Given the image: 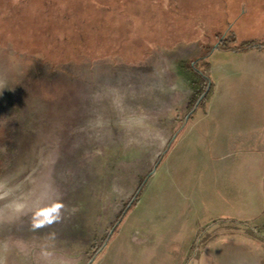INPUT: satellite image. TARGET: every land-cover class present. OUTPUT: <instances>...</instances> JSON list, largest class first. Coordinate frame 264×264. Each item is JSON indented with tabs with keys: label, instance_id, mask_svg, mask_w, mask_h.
Here are the masks:
<instances>
[{
	"label": "rangeland",
	"instance_id": "obj_1",
	"mask_svg": "<svg viewBox=\"0 0 264 264\" xmlns=\"http://www.w3.org/2000/svg\"><path fill=\"white\" fill-rule=\"evenodd\" d=\"M250 42L264 45V0H0V264H207L211 249L264 264V190L211 180L212 162L173 179L177 139L213 97L264 111V70L240 74L242 54L264 56L235 49ZM205 62L211 92L190 112L187 68ZM158 208L166 253L144 221Z\"/></svg>",
	"mask_w": 264,
	"mask_h": 264
},
{
	"label": "crops",
	"instance_id": "obj_2",
	"mask_svg": "<svg viewBox=\"0 0 264 264\" xmlns=\"http://www.w3.org/2000/svg\"><path fill=\"white\" fill-rule=\"evenodd\" d=\"M243 58H249L251 63L254 64V71L248 72L247 67L244 64L240 74L242 76L243 83L250 82L246 78H254L255 83L260 80L259 76L264 70V56L259 55L256 51L252 50L245 54H242ZM260 60L256 63L255 59ZM257 68L259 71H257ZM259 75V76H258ZM259 86V85H258ZM258 99V98H257ZM218 99L214 98L211 100L206 112L198 115L194 122L186 128L180 137L177 139L175 144V157L177 158L178 165L181 171L177 177L173 179L181 182L182 177H186L187 180H198L197 174L205 175L208 171L207 168L202 169L197 172L198 165L217 163L219 165L216 173L211 175V180H215L221 175L222 179L226 181H235L237 177L239 180H252L253 185H249L254 193L260 195L261 190H264V111H257L256 108L250 110H234L232 111L226 102L229 101L226 97H221L220 103L216 107L215 102ZM234 151L233 159L227 157L229 153L225 156L222 151ZM222 152L220 155H218ZM236 153V154H235ZM242 170H239L240 167ZM221 170V171H220ZM197 173V174H195ZM165 176L161 181H165ZM220 177V178H221ZM159 185L162 182L158 183ZM242 187V185H241ZM259 198V197H257ZM163 208L150 209L149 215L144 217L145 226L147 228V237L151 245L158 247L159 252L166 253L169 252V243L164 242L158 238L154 233L153 225L157 224L158 228L162 227L161 224H168L169 222H162L157 218V215L162 214ZM147 213V212H146ZM159 221V222H158ZM184 225V224H182ZM189 224L185 227H180L181 229L187 230ZM188 232V231H187ZM184 231L180 233L184 236ZM180 236V241L184 240ZM192 238V236H191ZM131 243L135 244V236L128 239ZM185 244V241L181 243ZM239 251L240 255L250 258L254 264H261V256L255 252L247 253L245 249ZM219 252H213L211 249L205 254L207 264H214ZM219 259V258H218Z\"/></svg>",
	"mask_w": 264,
	"mask_h": 264
},
{
	"label": "trees",
	"instance_id": "obj_3",
	"mask_svg": "<svg viewBox=\"0 0 264 264\" xmlns=\"http://www.w3.org/2000/svg\"><path fill=\"white\" fill-rule=\"evenodd\" d=\"M264 46L261 43H247L244 44L243 46H240L238 48H235L237 50H242V51H246L248 49H252V48H259ZM208 69V63L205 62V71L202 73L200 72H194L193 69H190V67L187 68V72L189 73L191 80H190V84L191 86L195 89V93L193 95V99L188 100V109L191 112V110L196 106V105H204L207 100H208V96L211 92V87H212V83L209 79V77H207L208 75L206 74ZM137 200V197L133 196L128 203L125 204L124 207H126L127 205L131 206L132 204H134V202ZM127 206V207H129ZM102 246V243L99 244H95L93 246L92 249V253L90 255H88V259H91L96 253H98L100 247Z\"/></svg>",
	"mask_w": 264,
	"mask_h": 264
},
{
	"label": "clouds",
	"instance_id": "obj_4",
	"mask_svg": "<svg viewBox=\"0 0 264 264\" xmlns=\"http://www.w3.org/2000/svg\"><path fill=\"white\" fill-rule=\"evenodd\" d=\"M54 222L53 220H42V221H34L33 227H43L45 224H50Z\"/></svg>",
	"mask_w": 264,
	"mask_h": 264
},
{
	"label": "snow or ice",
	"instance_id": "obj_5",
	"mask_svg": "<svg viewBox=\"0 0 264 264\" xmlns=\"http://www.w3.org/2000/svg\"><path fill=\"white\" fill-rule=\"evenodd\" d=\"M45 215H47V214H45Z\"/></svg>",
	"mask_w": 264,
	"mask_h": 264
}]
</instances>
